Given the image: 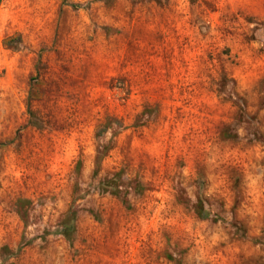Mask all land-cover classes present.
<instances>
[{
    "label": "rangeland",
    "instance_id": "374dc122",
    "mask_svg": "<svg viewBox=\"0 0 264 264\" xmlns=\"http://www.w3.org/2000/svg\"><path fill=\"white\" fill-rule=\"evenodd\" d=\"M0 264H264V0H0Z\"/></svg>",
    "mask_w": 264,
    "mask_h": 264
},
{
    "label": "trees",
    "instance_id": "16d2710c",
    "mask_svg": "<svg viewBox=\"0 0 264 264\" xmlns=\"http://www.w3.org/2000/svg\"><path fill=\"white\" fill-rule=\"evenodd\" d=\"M109 150L108 147H99L96 150V157H95V163L96 165L99 163V161H101L103 159V157L106 155L107 151ZM72 220V218H71ZM74 231V226L72 224V222H69L68 220H63L62 222V230L60 231L61 234L66 237L69 238L68 236L70 234H72Z\"/></svg>",
    "mask_w": 264,
    "mask_h": 264
}]
</instances>
